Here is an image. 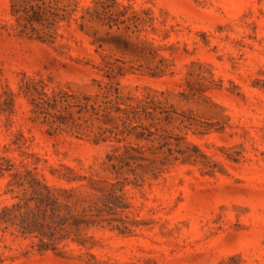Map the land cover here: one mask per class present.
Wrapping results in <instances>:
<instances>
[{"label": "rangeland", "instance_id": "374dc122", "mask_svg": "<svg viewBox=\"0 0 264 264\" xmlns=\"http://www.w3.org/2000/svg\"><path fill=\"white\" fill-rule=\"evenodd\" d=\"M0 264H264V0H0Z\"/></svg>", "mask_w": 264, "mask_h": 264}]
</instances>
